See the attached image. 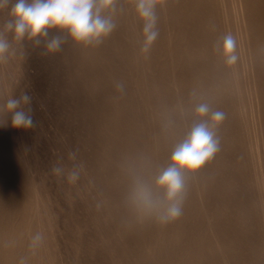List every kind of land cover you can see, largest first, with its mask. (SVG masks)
Instances as JSON below:
<instances>
[{
  "label": "rangeland",
  "instance_id": "rangeland-1",
  "mask_svg": "<svg viewBox=\"0 0 264 264\" xmlns=\"http://www.w3.org/2000/svg\"><path fill=\"white\" fill-rule=\"evenodd\" d=\"M123 1L118 17L122 25L120 38L136 43L140 50L143 23L131 0ZM15 2L9 0L7 7L0 9V26L11 19ZM237 4L235 0H167L165 6L158 7L160 34L138 61V85L128 79L135 71L127 65L130 58L135 65L131 51L126 48L123 53L127 56L120 55L115 33L98 46L100 50L91 47L98 49L97 57L87 54L90 47L79 48L70 41L51 54L43 41L35 45L25 39L21 45L13 44L15 57L0 64V105L11 94L27 92L32 97L36 127L13 128L10 116L0 111V135L15 155L14 177L19 181L27 178L31 184L34 210L24 236L27 246L35 233L45 235L43 246L35 254V264H140L136 256L141 243L138 231L124 225L130 211L123 208L124 202L121 204L126 197L121 192L124 188L118 189L122 186V178L118 179L122 177L118 172L122 158L116 148L114 153V144L144 158L148 144L155 142L159 166H167L174 145L190 129L200 103L226 113L223 125L216 130L220 151L203 173L186 176L188 196L183 215L167 226L180 233L171 245L177 250V258L185 257L184 264H264L261 210L250 185L254 170L252 165L251 173L243 169L247 157L242 149L250 147L255 132L248 129L246 115L239 109L247 98L243 100L238 89L240 82L249 85L254 77L258 92L251 99L258 102L256 113L262 120L264 56L248 61L239 51H243V42H237L239 61L230 68L214 50L224 34H244L242 27L234 31L228 25L232 20L229 9ZM256 6L260 14L252 18L263 20L264 0ZM106 79L113 81L110 90ZM116 80L124 85L123 94L116 91ZM114 111L121 113L115 126L130 134V141L123 142L127 143L126 149L123 143H116L109 126ZM153 114L160 117L155 122ZM263 120L256 129L263 133L260 145L264 146ZM130 130L134 134L137 131V135L132 136ZM131 137L139 140L132 142ZM70 151L77 153L75 162L68 160ZM61 158L69 168L73 163L83 165L76 184L52 172Z\"/></svg>",
  "mask_w": 264,
  "mask_h": 264
},
{
  "label": "clouds",
  "instance_id": "clouds-1",
  "mask_svg": "<svg viewBox=\"0 0 264 264\" xmlns=\"http://www.w3.org/2000/svg\"><path fill=\"white\" fill-rule=\"evenodd\" d=\"M8 2L0 0V9L7 7ZM131 3L143 23L140 51L148 53L160 34L157 8L165 6L167 0H131ZM119 4L120 0H16L11 8V19L0 26V64L15 57L13 44L21 45L25 39L35 45L43 41L50 54L60 51L67 41L79 48L101 45L117 28L115 17L123 11ZM52 30H56V34ZM237 47V38L228 32L218 39L214 50L231 68L239 61ZM116 91L123 94L124 85L118 83ZM31 103L32 97L27 92L19 96L11 94L0 105V111L10 116L13 128L29 130L36 127ZM193 115L194 122L174 145L167 166L160 168L151 179L140 169L130 168L128 171V205L139 218L153 219L160 227L173 224L182 217L188 196L186 176L198 174L220 151V137L216 130L223 125L226 113L213 110L208 103H200ZM68 160L75 162L77 153L70 151ZM82 171L83 165L73 163L69 168L63 158L52 169L70 184L81 179ZM44 241L42 232L35 233L28 245L30 255L21 256L19 264H28Z\"/></svg>",
  "mask_w": 264,
  "mask_h": 264
},
{
  "label": "bare ground",
  "instance_id": "bare-ground-1",
  "mask_svg": "<svg viewBox=\"0 0 264 264\" xmlns=\"http://www.w3.org/2000/svg\"><path fill=\"white\" fill-rule=\"evenodd\" d=\"M235 1H237L238 4H237V6H232L231 9H229V17L232 16V20L229 19L228 25L234 31L235 30L237 31L240 27L243 28L244 34L242 36H237L233 32L234 33L233 35L237 38V42L238 43L241 42V44L243 42V51H241V50H239V51L243 52L242 55H245L248 58V61H251V60L256 61L261 56L262 57L264 56V19L263 20H261L259 18L254 19V18H252V16H253V14H258V15L260 14V9L256 6V4L258 2H260L261 0H235ZM123 4H124V1L120 0V4L118 5V7H123ZM233 15H234V17H233ZM118 17L119 18L121 17V12H118L116 17H115V20L117 23V28L113 32L116 34L115 40L117 42H115V44H116V46L120 52V55L122 54L123 57L125 55L123 53V52H125V50H126V52H127V49L131 51V55L133 56L132 58L135 62V65L132 62H130L131 58L130 59L127 58L129 60V61L127 60L128 61L127 65H129L131 67V70H135V71L133 72L134 76H132V78H128V79L134 80V81H132V80L131 81L134 82L135 85H138L141 83V75L137 69L138 68L137 64H139V62H138L139 60H142L141 58L144 54L138 49V46L136 43H134L132 41H126V40L124 41L122 38H120L121 31H122V29H121L122 25H121ZM238 19H239V22H238ZM132 33H134V32H131V34ZM97 48H98V46H97ZM114 48H116V47H114ZM98 49H94V48L90 47L87 49V54L91 55V57H97V55H100V54H98ZM116 49H114V50L116 51ZM238 49H240V48H238ZM130 51H128V52H130ZM115 54H118V53H115ZM101 56H102V54H101ZM126 56H127V53H126L125 57ZM120 57H122V56H120ZM184 57H185V55L181 58H182V61L184 60V63H185L186 59ZM94 60H95V63L98 62L96 60V58ZM92 65H94V63ZM98 69H100V68L98 67ZM127 69H128V67H127ZM97 71L100 72V70H97ZM117 73H119V72L117 71ZM115 74H113V75H115ZM131 74L132 73H130V75ZM251 74H252L251 71L247 70V75L249 77L252 76ZM99 77L101 78V75L98 76V78ZM117 80H116V83H118ZM106 82H107V79H106ZM111 82H113V81H110V83H109V80H108V82H107L108 83L107 86L109 88L108 90H110L111 86L109 87V85H111ZM129 83H131V82L129 81ZM246 85H244V83L240 82V85L238 88L239 94L242 97V99L244 100L245 96L247 98L245 103L242 104L243 106L240 107L239 109L244 113V115H246L248 129H250V131L253 130L255 133H253L254 138L251 137L253 139H251L252 141L250 140L251 141L250 147L242 149L243 152L246 154V157H247V159L243 162L244 163L243 169H249L250 173H251L252 169L254 170L251 173L252 174V180H251L250 185H251L252 190H254L255 195L258 198V204H259L260 210H261L260 219H261V222H262L263 227H264V146L260 145V138L262 137L263 133L261 130H259V128L256 129L257 124H259V125L262 124L261 121L264 119V117L261 120L259 115L257 116V113L259 111V104L257 101H255V103H254L253 100L251 99V97H253L255 94L257 95V92H258V87H257L258 85L255 82L254 77L251 80V82L249 83V85H247V87H246ZM101 88H103V87H101ZM112 88H113V86H112ZM112 90H114V88L111 89V91ZM113 92H115V91H113ZM250 94L252 96H250ZM117 100H115V101H117ZM117 102H119V101H117ZM116 104H114V105H116ZM119 105L120 104H118V106ZM118 106L115 108H118ZM186 106L191 107V105L189 103H187ZM109 107L111 108V106H109ZM110 108L108 109L109 111H111ZM123 108H125V107H123ZM256 111H257V113H256ZM120 114L118 111H116L113 114V118L109 122V126L111 127V129H113L112 131H114L113 136L115 138V141H116V143L118 142L119 144H120V142L121 143L125 142L127 139V136L130 137L129 136L130 134L128 132H124L123 129H119V128H117V126H115V124L118 125L117 122L119 121L118 119H119ZM123 114H125V113H123ZM107 117H109V116H107ZM159 118H160L159 116L157 117L156 114L155 115L153 114L152 120L155 122V120L156 119L158 120ZM116 120H118V121L116 123H114V121H116ZM134 122L136 123V121H134ZM137 123H138V120H137ZM125 125H127V124L125 123ZM128 125L131 126L130 124H128ZM239 126L242 127L241 123ZM119 127H120V124H119ZM136 127H138V126H136ZM126 128H127V126H126ZM131 132L133 133V131H131ZM136 132L137 131H135V134H136ZM135 134L133 133L132 136H135ZM138 134H139V132H138ZM132 138L133 137H131V141L134 139L135 140L138 139L137 137H135L134 139H132ZM127 140L130 141V138ZM135 140L132 142H135ZM110 141H112V140L110 139ZM110 143H109V145H111ZM113 143H115L114 140H113ZM126 144L127 143H125V145H124V143H123V146L125 147V149L127 148ZM135 144H137V142L134 143V145ZM128 146H129V142H128ZM136 146L137 145H135V147ZM121 147L122 146H120V145L118 146V145L114 144V149H113L114 153L118 150L119 151L118 152L119 157L122 158V159H120V160H122L121 161L122 163L119 162L120 164H122L121 167H119L120 169H118V166L120 164L118 166H116L117 167L116 169L119 170L118 172L122 173V177H118V179L122 178V182H119V184L121 183L120 185H122V186H120V188H118V189L120 190L121 187L124 188L123 191H121V192L125 193L126 197L122 198L123 201L121 202V204H123V202H124L123 208L126 207L130 211L129 212L127 209V212H129L128 213L129 217L125 221L124 225L126 224L125 226L126 227L128 226L129 227L128 229H130L131 231H132V229L137 230L138 231L137 236H140V242L141 243L137 242L140 244V246H138L139 251H137L138 253H136L137 258H139L138 263H140V264H184L185 257L182 258V255H181V258H177V250L174 249V247L171 245V241L173 239H175L176 237H178L180 235V233L178 231H175V230L172 231V229H171L172 226L160 227L158 224L155 223V221L153 219H150V218L141 219V218H139L137 216V214L131 209V207L127 203V194H128V190H129V184H130V179H129V175L127 172L129 171V168H131V167H129V165L134 166L133 168H137V169L142 170L144 172V174L149 179H151L155 175V173L160 169L159 163L157 161L158 157H157L156 143L151 142V144H148L149 150H148L147 156L144 155V158L141 157V155L135 154L133 150L128 153V151H126L128 148L123 151ZM134 150H135V148H134ZM116 154H117V152H116ZM118 158L116 160H119ZM125 162L128 164L125 165ZM112 163H113V161H112ZM116 163H117V161H116ZM115 165H117V164H115ZM251 165H252V169H251ZM16 170H17V167H16V162H15V155L9 149L7 143L5 142V140L0 135V264H19V259L21 256L30 255L29 248L27 246L28 243L26 242L28 240L25 241L24 236L29 231V228H30L29 215L31 214L32 210H34L33 203L30 200V192H31V186L30 185L31 184L27 178H24L22 181L17 180L14 177ZM114 170H115V168H114ZM200 172L203 173V169ZM116 174H117V172H116ZM135 234H137V233H135ZM138 240H139V238H138ZM136 241H137V239H136ZM35 258H36L35 255L31 256L28 264H35Z\"/></svg>",
  "mask_w": 264,
  "mask_h": 264
}]
</instances>
